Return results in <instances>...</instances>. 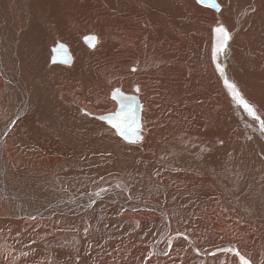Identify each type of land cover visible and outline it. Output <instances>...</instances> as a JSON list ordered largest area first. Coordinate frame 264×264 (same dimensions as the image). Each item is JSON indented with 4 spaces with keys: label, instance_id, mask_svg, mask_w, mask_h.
<instances>
[{
    "label": "bare ground",
    "instance_id": "bare-ground-1",
    "mask_svg": "<svg viewBox=\"0 0 264 264\" xmlns=\"http://www.w3.org/2000/svg\"><path fill=\"white\" fill-rule=\"evenodd\" d=\"M106 1L96 20L105 0H0V264H264V135L212 62L220 23L229 80L264 76V0ZM116 89L139 102L135 144L98 119ZM20 132L35 143L14 152Z\"/></svg>",
    "mask_w": 264,
    "mask_h": 264
},
{
    "label": "snow or ice",
    "instance_id": "snow-or-ice-1",
    "mask_svg": "<svg viewBox=\"0 0 264 264\" xmlns=\"http://www.w3.org/2000/svg\"><path fill=\"white\" fill-rule=\"evenodd\" d=\"M196 2L207 7H212L216 11H220V5L217 4L215 0H196ZM212 32V62L215 64L216 71L223 80V86L230 97L231 103L235 109L242 110L246 117L250 118L251 121L256 122L259 126V132L261 135H264V115L258 114L256 106L244 97L238 86L234 82L230 81L226 76L225 69L217 62L218 57L224 54L229 46V41L232 38L230 32L220 23H217ZM86 43L89 44V47H95L96 37H87ZM62 50H64V45H58L56 51ZM53 62H55V60ZM133 71H135V69H133ZM135 91L139 92V89L137 88ZM112 99L117 102L119 107L114 113H110L106 116H100L98 119L105 121L112 129L115 130L116 134L123 138L126 142L130 144L137 143L142 139V125L137 116V108L139 106L137 98L132 95H126L119 89H116L112 93ZM99 195L100 193L97 192L96 196ZM224 251L232 252L233 255L239 259V264H251V262L235 248L224 249ZM165 254L167 255V253Z\"/></svg>",
    "mask_w": 264,
    "mask_h": 264
},
{
    "label": "rangeland",
    "instance_id": "rangeland-1",
    "mask_svg": "<svg viewBox=\"0 0 264 264\" xmlns=\"http://www.w3.org/2000/svg\"><path fill=\"white\" fill-rule=\"evenodd\" d=\"M254 1L257 2V0H253V2ZM100 5H102V8L96 7V9H98L97 10V12H98V18L96 17L95 18L96 20H101L99 18V17H101V14H100L101 12L104 15V17H106L105 16L106 13L104 11H108L109 10V6L112 7L111 5L107 4V1L106 0H105L104 3H101ZM203 7H205V6H203ZM257 8H258V4L256 6V11H255L256 15L258 16V11H257L258 9ZM112 10H113V7H112ZM113 13H115V11H113ZM120 13L121 12L119 10L116 11V15L117 16ZM259 19L262 20L261 17H259ZM93 25H94V23L92 22V25L91 26H93ZM133 28L135 29V26H133ZM86 34H88V31H86L85 33H83L81 35H86ZM239 40H240L241 43L246 41V38H245V34L244 33L241 34ZM194 44H196V43L194 42ZM257 46H258V44H257ZM252 48H255V46L252 45ZM262 49H264V41L262 42ZM262 54H263L262 51L256 50L251 55H248L249 56V59H250V66H252L258 60L259 56H261ZM22 56H20V60H23V59L25 60L26 59V56L24 58H22ZM71 58H72V56H71ZM21 68H22V71L25 72L26 69H27V65H24V66L21 65ZM19 75L24 80V74L20 71V69H19ZM240 81H246L247 83L249 82L248 84H250V86H251V87H248L247 89H242V92H243L242 94L244 95V97L246 99L249 100L250 103H252L254 106H256L255 102H259L260 100L264 99V76L261 77V78H259L258 80H256L255 78H252V76H246L244 79H240ZM68 91L69 90H66L64 92V94L68 93ZM134 93H137V92H135V90H134ZM126 95H129V94H126ZM225 100L230 103V110H231L233 108V104L231 103V100L229 98V95H226L225 96ZM217 102H219V101H217ZM5 111H6V107L3 108L2 113H4ZM30 113H31V118H32L33 123H34L36 121V115L32 111ZM37 126L38 127H43V124L42 123H37ZM27 129H28V126L26 124H24L23 126L20 127V130H22V131H27ZM246 140H248V145L252 146V149L254 151H258V150L261 149L262 145L259 143V141L257 139H255V138H251L250 139V137L247 135ZM15 142H16V145L15 146H12V147H14V152H15L16 149L17 150L23 149L24 151L26 150L23 147L21 148L20 145L18 144V142H21L22 144L28 143L30 146H32L35 143V141L34 142L27 141L25 136H21V132L20 133H17V135L15 137ZM233 145L234 144H232L229 147L230 150H232L235 147ZM256 160H257V162L263 161V160H261V157L260 156H256ZM257 166H258V163H257ZM108 173H110V172H108ZM113 173L117 176V178L124 179L121 176H119L117 172L115 173L113 171ZM100 181L101 180L99 178H97V179H95L93 181V182H96V184H95L96 187L97 186H99V187L101 186V185H98V182H100ZM130 182L133 183L132 182V176L131 175H130ZM5 183H16V184L20 185L19 188H18V192L20 194H22L24 191H29L28 184L25 181L21 180V179H15V180H8V179H6ZM41 187H43V188H49V187L53 188V186H50L47 182H42L41 183ZM34 204L37 205V203L35 201H34ZM7 207H10L13 210H15V207H13L11 205H7ZM254 249L256 251V254L259 256V254H258V249L259 248L257 246H254Z\"/></svg>",
    "mask_w": 264,
    "mask_h": 264
},
{
    "label": "water",
    "instance_id": "water-1",
    "mask_svg": "<svg viewBox=\"0 0 264 264\" xmlns=\"http://www.w3.org/2000/svg\"><path fill=\"white\" fill-rule=\"evenodd\" d=\"M65 55H66L65 53H64V54L61 53L58 57H60L62 61H66V60H68V58H64ZM58 57H57V58H58ZM118 107H119V105L117 106V108H118ZM115 111H116V110H115ZM137 116H138V115H137Z\"/></svg>",
    "mask_w": 264,
    "mask_h": 264
},
{
    "label": "crops",
    "instance_id": "crops-1",
    "mask_svg": "<svg viewBox=\"0 0 264 264\" xmlns=\"http://www.w3.org/2000/svg\"><path fill=\"white\" fill-rule=\"evenodd\" d=\"M18 185V184H17ZM20 185H18V187H19Z\"/></svg>",
    "mask_w": 264,
    "mask_h": 264
}]
</instances>
